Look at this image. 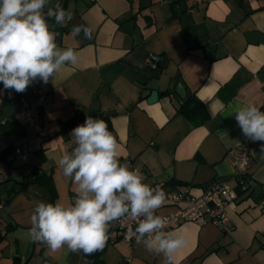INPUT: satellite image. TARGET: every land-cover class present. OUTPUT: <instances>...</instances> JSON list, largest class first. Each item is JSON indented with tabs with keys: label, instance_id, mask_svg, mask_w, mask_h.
<instances>
[{
	"label": "crops",
	"instance_id": "0c3cea01",
	"mask_svg": "<svg viewBox=\"0 0 264 264\" xmlns=\"http://www.w3.org/2000/svg\"><path fill=\"white\" fill-rule=\"evenodd\" d=\"M57 3L73 13L67 26L47 17ZM43 14L58 33L57 47L74 49L78 62L65 64L45 84L48 95L34 129L15 103L2 107L0 84V117L10 128L0 130V153L9 144L17 147L11 160L13 152L6 159L0 154V196L15 190L0 208V264H163L164 254L146 251L143 239L128 243L110 228L98 258L65 255L66 245L53 254L30 239L34 207L50 195L39 183L22 190L20 184L31 172L48 174L53 203L74 202L72 177L46 154H71L69 134L87 116L106 118L120 164L141 171L153 189L189 187L201 195L219 179L235 188L227 226L183 222L164 231L186 239L173 264H264V142L246 138L235 120V110L248 104L264 111V0H48ZM74 25L91 27L93 38L74 37ZM146 90H156L157 99L149 102ZM187 100L185 108L203 110H180ZM195 117L203 121L196 125ZM240 146L248 149L247 171L257 182L247 190L231 179ZM174 208L163 205L154 214Z\"/></svg>",
	"mask_w": 264,
	"mask_h": 264
},
{
	"label": "clouds",
	"instance_id": "9594fccd",
	"mask_svg": "<svg viewBox=\"0 0 264 264\" xmlns=\"http://www.w3.org/2000/svg\"><path fill=\"white\" fill-rule=\"evenodd\" d=\"M47 3L48 0H0V82L5 90L23 93L38 77L47 84L62 66L78 62L74 49L57 47L58 33L50 31L43 14ZM47 17L57 25L67 26L73 13L57 3L54 9H48ZM81 32L85 39L93 38L91 27L74 25L71 29L74 37ZM235 120L246 138L264 142V111L255 104L237 108ZM69 135L75 144L71 154L46 155L64 176L72 177L74 202L68 206L59 200L37 202L30 216V239L46 245L53 254L66 245L62 252L65 255L89 256L104 249L109 223L130 214L133 218L143 217L134 228L135 242L140 244L146 235L154 234L144 240L146 251L163 253V264H173L186 239L161 231L164 219L154 213L164 205L165 191L154 190L144 182L141 171L120 164L119 144L105 120L87 116ZM261 159L264 160V144Z\"/></svg>",
	"mask_w": 264,
	"mask_h": 264
},
{
	"label": "built area",
	"instance_id": "2783aa9c",
	"mask_svg": "<svg viewBox=\"0 0 264 264\" xmlns=\"http://www.w3.org/2000/svg\"><path fill=\"white\" fill-rule=\"evenodd\" d=\"M200 3L202 0H195ZM192 11V9H190ZM154 62L156 56H151ZM8 96L18 104V113L24 118L26 123L34 128L39 124L41 109L47 99V89L45 83L38 77L32 81L23 93L14 90H7ZM5 119H2L3 123ZM235 172L231 179L235 180L241 190L254 188L257 182L248 173L249 152L244 146L236 148L233 152ZM155 190V189H154ZM167 194L164 205H172L175 208L162 215L165 227L161 231H167L183 222H194L198 225L211 223L218 227L227 226L229 216L227 207L237 198V192L229 182V179H219L214 181L201 195H193L190 188L183 190L165 192ZM3 202L0 200V208ZM143 219L141 216L135 218L130 214L109 223L108 228L116 230L122 238L130 243L135 239L134 228ZM154 234H148L143 240L150 239Z\"/></svg>",
	"mask_w": 264,
	"mask_h": 264
},
{
	"label": "trees",
	"instance_id": "16d2710c",
	"mask_svg": "<svg viewBox=\"0 0 264 264\" xmlns=\"http://www.w3.org/2000/svg\"><path fill=\"white\" fill-rule=\"evenodd\" d=\"M63 7V5H62ZM1 86L3 87V84L2 82H0ZM167 92V91H166ZM168 93V92H167ZM187 101H184L181 103L180 105V110L182 111H185V112H188V111H192V110H197V115H198V112H201L203 110V107L201 108H185V106H187ZM10 103H14L13 100H11V98L8 96L7 94V90H5V95H2V107L6 106L7 104H10ZM16 103V102H15ZM198 107V106H196ZM92 115H94L95 113H91ZM200 114V113H199ZM200 117H195L194 118V123L197 125L199 124L201 121H203L202 119H199ZM3 118L0 117V130H3L4 132L8 133V130L7 129H10L9 126H8V123L7 121L5 120L3 123L1 122ZM102 119L105 120V122L108 124L109 126V130L111 129V125L108 121H106V118L102 116ZM77 121L74 120L72 123H70L67 128H73L75 125H76ZM17 147L13 144H9L7 145L2 151L0 154H2V157L3 158H7L14 150H16ZM27 150V148H20L19 152L21 151H25ZM30 182H33V183H39L41 185H43L45 188H47L48 192H49V195H50V198H49V202H52L53 203V199H54V190H53V186H52V178L50 175L48 174H44V173H35V172H31L27 175V179L23 182H21L20 184V189L19 190H22L28 183ZM18 190V191H19ZM17 191V190H16ZM15 193V190H11V191H8L7 194L5 195L4 198H2L0 196V200L5 204L8 199ZM100 251H97L96 253L92 254V257L94 258H98V254H99ZM14 264H17L16 260L14 262Z\"/></svg>",
	"mask_w": 264,
	"mask_h": 264
},
{
	"label": "water",
	"instance_id": "95a60500",
	"mask_svg": "<svg viewBox=\"0 0 264 264\" xmlns=\"http://www.w3.org/2000/svg\"><path fill=\"white\" fill-rule=\"evenodd\" d=\"M176 93L177 95H181V90H180V87H177L176 88ZM144 95L147 96V99L149 102H153L157 99V95H158V92L156 90H146L144 92ZM17 152H13L9 157H8V160H11L14 155L16 154ZM212 183L208 184V185H211Z\"/></svg>",
	"mask_w": 264,
	"mask_h": 264
},
{
	"label": "rangeland",
	"instance_id": "374dc122",
	"mask_svg": "<svg viewBox=\"0 0 264 264\" xmlns=\"http://www.w3.org/2000/svg\"><path fill=\"white\" fill-rule=\"evenodd\" d=\"M2 92H3V94L5 93V89H4V87L2 88ZM15 103V102H14ZM16 104V106L18 107V104L17 103H15ZM15 104H13V105H15ZM5 112H7V108H5ZM28 126H30V125H28ZM30 127H32V126H30ZM33 129H34V127H32Z\"/></svg>",
	"mask_w": 264,
	"mask_h": 264
}]
</instances>
